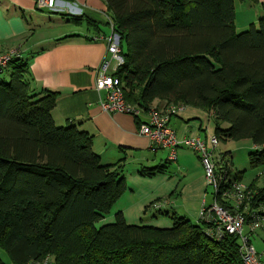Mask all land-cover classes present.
<instances>
[{"label":"trees","instance_id":"16d2710c","mask_svg":"<svg viewBox=\"0 0 264 264\" xmlns=\"http://www.w3.org/2000/svg\"><path fill=\"white\" fill-rule=\"evenodd\" d=\"M103 2L119 38L114 76L126 102L211 113L214 136L251 140L249 162L264 167V17L236 33L235 0ZM20 59L0 73L9 75L0 79V248L13 264L46 255L55 264H242L232 237L211 242L203 225L175 215L169 229L120 218L97 227L124 193L123 177L99 164L88 134L54 124L58 94L35 92Z\"/></svg>","mask_w":264,"mask_h":264},{"label":"crops","instance_id":"0c3cea01","mask_svg":"<svg viewBox=\"0 0 264 264\" xmlns=\"http://www.w3.org/2000/svg\"><path fill=\"white\" fill-rule=\"evenodd\" d=\"M56 1L54 10L37 11V0H0V54L18 49L20 60L28 63L32 89L58 94L52 112L54 124L57 127L73 124L88 134L99 164L117 168L121 173L126 189L97 227L113 224L120 218L129 226L169 229L174 215L196 222L205 192L198 155L180 149L177 162H170L167 151L152 150L148 139L139 135L140 124L147 121L146 115L136 120L129 115L101 111L99 103L104 94L95 90V70L106 56L107 42L93 38L111 34L110 30L108 33L101 29V25H107L109 13L105 3L103 0ZM236 3V33L248 30L264 17V0ZM40 17L49 22L38 25L34 37L23 44L20 39L28 32L30 18L38 21ZM73 26L84 28L73 29ZM44 28L50 32L37 36L36 31ZM8 78L9 75H3V79ZM168 105L184 108L170 122L180 139L198 137L209 144L215 135L211 113L159 100L152 103L159 109ZM129 167L133 168L131 173ZM149 171H153L152 175L143 174ZM159 204H163L161 209L156 208Z\"/></svg>","mask_w":264,"mask_h":264},{"label":"built area","instance_id":"2783aa9c","mask_svg":"<svg viewBox=\"0 0 264 264\" xmlns=\"http://www.w3.org/2000/svg\"><path fill=\"white\" fill-rule=\"evenodd\" d=\"M56 5V0H37L36 10L51 11ZM106 22L110 36L93 38V41L107 42L106 56L95 70V90L104 94L99 103L101 111L109 115H129L136 120L146 115L147 121L140 124L139 135L148 139L152 150L167 151L170 162H177L180 149L197 154L203 169L205 192L196 223L203 225V234L211 242L218 243L225 236L232 237L242 264H264V167L258 168L254 179L245 184L233 171L230 155L219 151L220 141L215 136L210 138L208 145L198 137H178L170 122L184 108L168 105L159 109L151 106L145 111L126 102L122 86L114 76L123 64L119 38L108 16ZM19 55L18 49L1 54L0 73ZM209 189L211 192H208ZM162 206L159 204L156 208L161 209ZM27 264H55V261L52 256L46 255Z\"/></svg>","mask_w":264,"mask_h":264},{"label":"rangeland","instance_id":"374dc122","mask_svg":"<svg viewBox=\"0 0 264 264\" xmlns=\"http://www.w3.org/2000/svg\"><path fill=\"white\" fill-rule=\"evenodd\" d=\"M237 1H235L236 3ZM237 4V3H236ZM239 5H236V8L239 9ZM41 14H44L43 11L40 12ZM49 13V12H48ZM50 14V13H49ZM28 22V28L26 29L28 32L22 38L20 41L23 44L29 43L30 39L34 37V31L36 30V27L38 25H44L47 24L49 21L47 19H44L43 17L38 18V21H33L32 18ZM52 22V21H51ZM57 24V23H52ZM51 24V25H52ZM73 29H77L79 27H71ZM83 27L79 28V30L83 29ZM101 29L107 31L109 33V26L108 25H101ZM51 30H58L55 28H52ZM44 32L49 33L50 30L48 29H38L36 31L37 36L44 34ZM2 34H0L1 36ZM2 39L0 38V41ZM21 44V45H23ZM123 47L126 49V44H123ZM4 54V53H3ZM1 55V54H0ZM5 75H8V73H5ZM0 79L4 80L5 82H8V80L3 79V76H0ZM225 129V128H223ZM254 144L249 139H239V140H233V139H227L224 142H220L219 144V151L222 153L229 152L232 169L235 173L241 174L242 180L245 184H249L255 177L257 169L255 167H252V165L249 162V156L254 154L253 151ZM262 151H264V148H262ZM131 173L133 171L132 167L128 168ZM260 184V182H258ZM208 192H211L209 189ZM172 198V197H171ZM175 200V199H174ZM210 202V199H208V203ZM0 261L3 264H13L11 260L9 259L8 255L4 252L2 248H0Z\"/></svg>","mask_w":264,"mask_h":264}]
</instances>
